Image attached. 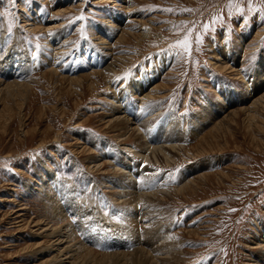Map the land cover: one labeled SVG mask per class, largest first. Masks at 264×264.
Segmentation results:
<instances>
[{
    "label": "rangeland",
    "instance_id": "1",
    "mask_svg": "<svg viewBox=\"0 0 264 264\" xmlns=\"http://www.w3.org/2000/svg\"><path fill=\"white\" fill-rule=\"evenodd\" d=\"M68 262L264 264V0H0V264Z\"/></svg>",
    "mask_w": 264,
    "mask_h": 264
},
{
    "label": "bare ground",
    "instance_id": "2",
    "mask_svg": "<svg viewBox=\"0 0 264 264\" xmlns=\"http://www.w3.org/2000/svg\"><path fill=\"white\" fill-rule=\"evenodd\" d=\"M145 35V34H144ZM146 36V35H145ZM259 82H261V81H257V84H259ZM258 86V85H257ZM256 86V87H257ZM143 88H146V86H142ZM256 89V88H255ZM137 90L139 91V89H138V87H137ZM145 92V91H144ZM148 93V92H147ZM23 94V93H22ZM236 103V102H235ZM215 115V114H214ZM251 116V115H250ZM255 119L257 118V115L254 117ZM253 118V119H254ZM119 120V119H118ZM207 122V121H206ZM123 127V126H122ZM152 136V135H151ZM150 140L151 141H149V145H148V147H147V150L148 151H150V149L151 150H153L152 152H153V154H154V157L155 158H157V155H156V152H157V150H156V143H157V138H155L154 136H152V138H150ZM153 140H155V142L153 141ZM179 150V149H178ZM165 154V153H164ZM166 154H168L167 152H166ZM147 157V156H146ZM165 157H166V155H165ZM167 157H170L171 159H173V156H169V154L167 155ZM176 157V156H175ZM158 159V158H157ZM171 159H169L170 161H171ZM158 161V160H157ZM167 161V160H166ZM99 162V161H98ZM211 167V163H208L207 162V164L205 165V168H201V167H195V168H193L194 170H196V171H203V170H206L207 171V169H209ZM201 168V169H200ZM192 169V170H193ZM193 170V171H194ZM193 171H191V169H188V170H186L185 171V175L187 176V179H190L191 177V174H192V172ZM210 176V175H209ZM190 182H188L187 184H189ZM193 183V182H192ZM192 183H191V185H192ZM191 187V186H190ZM187 189V188H186ZM61 235V234H60ZM157 235V234H156ZM148 237V236H147ZM146 237V238H147ZM57 238V237H56ZM61 238H63V237H61ZM69 238H70V235H69ZM94 238V237H93ZM149 240H151V242L153 243V244H148V242L146 243V244H148V245H150V249L148 250L149 252L151 251V252H155L157 249H159L160 251H162L163 249H164V247L161 245V247H160V245L158 246L157 245V242L159 241V239L155 236V235H153V234H150L149 235ZM58 239V238H57ZM92 239V238H91ZM55 241V240H54ZM57 241H59V240H56V242ZM65 242V241H64ZM63 244V243H62ZM144 245V244H143ZM67 246V245H66ZM57 247V246H56ZM60 247H61V245H60ZM148 247V246H147ZM59 249V248H58ZM144 249V248H143ZM60 250V249H59ZM142 250V249H141ZM62 251V250H61ZM65 251V250H64ZM69 251V250H68ZM147 251V250H146ZM148 251H147V253H148ZM73 252L74 253H77L76 252V250H73ZM145 252V251H144ZM143 252V253H144ZM63 253V252H62ZM61 253V254H62ZM136 253V252H135ZM142 253V252H141ZM146 252H145V254H147ZM165 253V252H164ZM167 253V252H166ZM82 254V253H81ZM80 254V255H81ZM132 255H134V253H131ZM139 253L137 252L136 253V255H138ZM150 254V253H149ZM156 254V253H155ZM161 254H163V253H161ZM171 255H172V252L170 253ZM144 255V254H143ZM66 256V255H65ZM122 256V255H121ZM140 256H142V255H140ZM150 256H152V255H150ZM84 257V256H83ZM86 257V256H85ZM144 257V256H143ZM145 259V258H144ZM147 259V258H146ZM158 259V258H157ZM174 259V258H173ZM57 261V260H56ZM76 261V260H75ZM74 261V262H75ZM137 261V260H136ZM67 262V261H66ZM71 262H73V261H71ZM77 262V261H76ZM142 262H144L143 261V259H142ZM52 263H54V262H52ZM59 263V262H58ZM69 263V262H68ZM134 263V262H133ZM70 264V263H69ZM79 264V263H78ZM128 264V263H127ZM155 264H157V263H155Z\"/></svg>",
    "mask_w": 264,
    "mask_h": 264
},
{
    "label": "snow or ice",
    "instance_id": "3",
    "mask_svg": "<svg viewBox=\"0 0 264 264\" xmlns=\"http://www.w3.org/2000/svg\"><path fill=\"white\" fill-rule=\"evenodd\" d=\"M82 18L83 17H81V19ZM197 42H199V37L197 38ZM178 44H180L184 48L185 52H189L191 49V44L187 36L184 38L183 41H179Z\"/></svg>",
    "mask_w": 264,
    "mask_h": 264
}]
</instances>
